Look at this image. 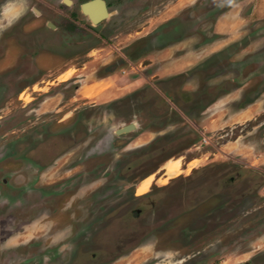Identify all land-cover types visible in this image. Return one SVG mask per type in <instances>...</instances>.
I'll return each mask as SVG.
<instances>
[{
  "label": "rangeland",
  "instance_id": "obj_1",
  "mask_svg": "<svg viewBox=\"0 0 264 264\" xmlns=\"http://www.w3.org/2000/svg\"><path fill=\"white\" fill-rule=\"evenodd\" d=\"M71 1L0 0V71L25 77L0 93L3 264H64L79 228L98 230L96 245L83 242L88 264H209L206 251L223 244L217 264H233L264 251V15L226 14L239 0H106L112 13L91 28L87 0ZM154 58L173 67L148 66ZM132 121L136 130L116 133ZM168 159L180 175L164 176ZM222 177L234 181L226 197L244 199L228 218L263 223L242 249L200 231Z\"/></svg>",
  "mask_w": 264,
  "mask_h": 264
},
{
  "label": "flooded vegetation",
  "instance_id": "obj_2",
  "mask_svg": "<svg viewBox=\"0 0 264 264\" xmlns=\"http://www.w3.org/2000/svg\"><path fill=\"white\" fill-rule=\"evenodd\" d=\"M65 1H70L71 3L67 4V3H65ZM89 1H91V0L84 1L83 3H86V2H89ZM102 1H104V3L106 4V8H107L108 12L112 13L110 11L109 3L106 0H102ZM62 3H63L64 6H67V7L73 5V2L71 0H62ZM81 5H80V7H81ZM80 12H81V9H80ZM114 13L118 14V11H115ZM100 23H98L94 27L90 24V22H89L88 25L91 28H96L98 25H100ZM56 29L57 28L54 27L52 30L55 31ZM141 38L142 37H140L138 40H140ZM125 48L130 50L132 47H131V45H127ZM0 50H2L1 46H0ZM133 50H135V49H132V51ZM127 55H128V57L127 56L126 57L128 59H130L129 58L130 57V53H128ZM12 77L13 76H11V75H3V71H0V93L1 94L16 91V89L19 86V83L23 81V78H25L23 76L20 77V78L13 77V78H17V79L8 81L10 78L13 79ZM154 77H156V76L154 75ZM20 79H22V81ZM23 94H24V90L21 91L19 95L21 96ZM20 96H19L18 100L19 101H24L25 99H22ZM162 99L164 101H162ZM159 102L164 104L168 109H169V107H168V105H169V106L172 107L170 109L180 110V108H178V106H177L178 103L176 105L172 101V98H170L167 95H164V93L163 94L161 93V98H160ZM138 124H139L138 121H136V122L132 121L128 125L118 129L116 131V133H118V135H122V134H125V133H128V132L134 131V130H136L139 127ZM33 146L34 145L31 146V149L34 148ZM31 149L26 152V154H25L26 156L24 155L23 158H28V159L32 158L31 154L32 155L34 154V150H31ZM10 151H12V150H6L5 153H12ZM3 156L4 155L2 153L0 155V158L3 157ZM40 156L42 158H45L44 153H42ZM34 172H32V174H33L32 175V177H33L32 178V180H33L32 183H34L36 181ZM2 183L5 185L6 181L3 179ZM138 184L136 185L135 190H134L136 197L146 194V193L141 194V195L138 194V192H137ZM227 184H234V181H232V179H231V181L229 183H227V182H225L224 178L222 177V179L219 180L218 183H216V188L219 189V195H220V197L218 198V204H217L218 207L217 208L215 207L214 209L208 210V213L206 215L205 224H204L203 228L200 231H202V233L204 234L206 239H209L210 237H212V236L214 237L216 235L218 237H220V236L221 237H226L229 234V235H231V238H233V241H230V243L234 245L233 248L242 249L243 243H244V242H242V239L243 238H247V237H255V236H257L259 234L260 226H262V224L264 222L259 224V221L255 220V219H252V220H249V221L246 220V219L244 220V217H247L246 214H249L248 212H246V214H241V217L238 220H236L237 214L235 216L233 215V217L231 219L228 218L227 212L230 210V209H227L228 206H233L234 205L235 207H238L240 204L243 203L244 199H241V198L237 199V198H234V197H229L231 199L227 198L226 197V185ZM239 186L241 187V184ZM30 188H32V187H30ZM236 209L237 208H234V210H236ZM252 210L253 209H251V212H252ZM234 221H235V224L233 225ZM13 227H14V225L11 224L10 228L13 229ZM236 227H237V229H235ZM97 233H98L97 228L90 229V230H83L81 228L76 229L75 232H74L75 240L73 242L69 243V245L71 246V249L73 250L74 254H72L71 256H68L66 258V261L64 262V264H84V263L88 264L85 261H82V249L84 248L83 242H84V239L87 240V241H89V239H90V241H89L90 244H95L96 245L97 243H95V239L94 238H98L97 236H95ZM196 233H193L194 234L193 236L186 234L188 241H193L196 238V235H197ZM86 234H87V236H85ZM220 243H221V241H220ZM211 245L212 244H210L209 246H211ZM209 246H207V248ZM105 248L108 250V247H105ZM227 248H228L227 244H223L221 247H219L218 245L214 246V247H212V248H210V249H208L206 251L205 254H207V256H205V258H207L209 260V264H215V263L217 264V261H219L220 258L225 255L224 254L225 253L224 250H226ZM228 250H229V248H228ZM114 253L115 252H112V256H113ZM199 253H200L199 251H196L195 255H197ZM103 255H104V257L108 256L107 259H109V257L111 256L105 249H104ZM244 255H245V253L240 251L239 256H244ZM94 256H95V254H92V258ZM44 259L45 260H47V259L49 260V257L43 258V260ZM11 260H13V258ZM3 263H4V260H2V258H0V264H3ZM89 264H91V263H89ZM96 264H99V263L96 262ZM233 264H264V251L256 253V254L252 255L251 257H249L248 259H245V260L239 259L237 262H235Z\"/></svg>",
  "mask_w": 264,
  "mask_h": 264
},
{
  "label": "bare ground",
  "instance_id": "obj_3",
  "mask_svg": "<svg viewBox=\"0 0 264 264\" xmlns=\"http://www.w3.org/2000/svg\"><path fill=\"white\" fill-rule=\"evenodd\" d=\"M67 2H69V4L71 3L70 1H67ZM70 74H71V72H66L65 74L60 76L59 80L60 81L67 80L70 77ZM91 95H92V92L88 93L87 97H90ZM26 99H28V97ZM182 165L183 164L179 159L178 160L168 159L164 162V164L161 168H162V171H164V176L169 178V177H176V176L180 175V173H182V168H183ZM152 180H153V175L147 176V178H144L143 180H141L137 186L138 194L141 195V194L147 193L149 191V187L153 183ZM165 181H166V179L162 180L163 183Z\"/></svg>",
  "mask_w": 264,
  "mask_h": 264
},
{
  "label": "crops",
  "instance_id": "obj_4",
  "mask_svg": "<svg viewBox=\"0 0 264 264\" xmlns=\"http://www.w3.org/2000/svg\"><path fill=\"white\" fill-rule=\"evenodd\" d=\"M246 2L245 3H243L241 0H239L233 7H231L230 8V10H227L225 13L227 14V13H229L230 11H232L233 9H234V7H238V8H240V10H242L241 12H242V18H245V14L248 12V11H250V13L251 14H253L254 12H256V15L257 16H259V15H264V12H262V11H258V6H257V1L258 0H256V3H254V0H245ZM243 3V4H242ZM245 6V7H244ZM248 8V9H247ZM245 9H247V11H245V14H243L244 13V10ZM253 9V11L251 12V10ZM248 17V16H247ZM218 20H216L215 21V23L217 22ZM214 23V24H215ZM212 33L214 34V35H219V34H221L220 33V31H217V29H216V26H215V28H214V25L212 26ZM178 48H182V47H178ZM163 49V48H162ZM161 49V50H162ZM166 50H169V49H164V50H162V51H155L156 53H164ZM155 52L153 51L152 52V54L154 55L155 54ZM171 52V51H170ZM165 54V53H164ZM211 54H214V53H211ZM151 55V54H150ZM189 55V54H188ZM152 60V61H151ZM148 61L150 62L151 61V63L148 65V66H150V65H152V63L154 64L155 62H158V64L160 65V71L162 70V68H161V65L162 66H164L165 67V70H170L171 68V66H172V63L174 62L173 60L172 61H169L168 59H158V58H154V59H148ZM173 67V66H172ZM186 71V70H185ZM155 76H160L161 77V75H160V72H158V73H156L155 74ZM164 76V75H163ZM168 76H170V75H168ZM172 76V75H171ZM218 100H216V101H214V102H212L210 105H209V109H212V107L215 105V103L217 102ZM207 108V109H208ZM191 150V149H190Z\"/></svg>",
  "mask_w": 264,
  "mask_h": 264
},
{
  "label": "water",
  "instance_id": "obj_5",
  "mask_svg": "<svg viewBox=\"0 0 264 264\" xmlns=\"http://www.w3.org/2000/svg\"><path fill=\"white\" fill-rule=\"evenodd\" d=\"M65 2L69 4V2L67 1ZM80 9H81V13L87 18V20L90 22L92 26L97 25L101 21L108 18L110 15V13L106 8V4L102 0H91L89 2L83 3ZM34 12L36 14H39V12L36 11L35 9Z\"/></svg>",
  "mask_w": 264,
  "mask_h": 264
},
{
  "label": "clouds",
  "instance_id": "obj_6",
  "mask_svg": "<svg viewBox=\"0 0 264 264\" xmlns=\"http://www.w3.org/2000/svg\"><path fill=\"white\" fill-rule=\"evenodd\" d=\"M230 2H231V0H230Z\"/></svg>",
  "mask_w": 264,
  "mask_h": 264
}]
</instances>
